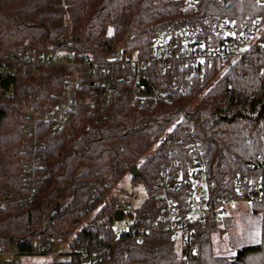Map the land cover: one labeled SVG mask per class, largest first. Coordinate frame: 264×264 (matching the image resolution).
Returning <instances> with one entry per match:
<instances>
[{"label":"trees","instance_id":"1","mask_svg":"<svg viewBox=\"0 0 264 264\" xmlns=\"http://www.w3.org/2000/svg\"><path fill=\"white\" fill-rule=\"evenodd\" d=\"M212 19L232 27L251 19L264 24V4L0 0V63L8 62V54L27 60L56 54L62 61L73 54L99 69L80 70L83 88L68 129L41 126L35 135L27 130L30 121L21 101L33 94L37 108L52 110L69 77L65 62L43 68L38 76L28 68L0 76V202H5L0 252L46 256L62 243L67 250L52 264H264V35L245 43L246 54L226 60L207 52L222 45L209 29ZM175 27L193 28L197 37L179 40L173 58L159 71L152 60L155 34ZM119 48L149 61L140 91L148 99L142 107L131 103L134 77L126 67L114 66L120 85L108 84L109 73L102 69ZM190 136L207 161L208 207L250 202L260 215L258 244L217 255L212 237L222 221L213 216L194 227L193 247L181 241L179 256L176 238L153 226L162 215L156 200L162 167L175 152L179 164L172 172H187L194 155L179 140ZM133 166L140 177H132L144 184L147 198L129 213L128 231L117 234L115 198H107ZM170 194L181 199L180 193Z\"/></svg>","mask_w":264,"mask_h":264},{"label":"built area","instance_id":"2","mask_svg":"<svg viewBox=\"0 0 264 264\" xmlns=\"http://www.w3.org/2000/svg\"><path fill=\"white\" fill-rule=\"evenodd\" d=\"M258 2L264 4V0H258ZM209 29L213 31L214 36L222 41V45L207 52L211 55L217 54L226 60H234L238 56L246 54L248 48L245 43L257 36L264 35V24L259 19H251L239 27L228 26L219 19H212L209 21ZM197 34L193 28L175 27L159 30L155 34L154 49L152 51V60L158 64V70L162 71V65L173 58L174 47L179 40L194 42ZM190 47L188 45V51H190ZM7 58L8 62L0 63V76H6L17 68H28L35 76H38L43 68L49 65L59 66L62 62H65L63 65L67 68L69 77L62 91L61 99L52 110L44 111L37 108L36 98L33 94H29L22 99L21 105L30 121L27 126L29 134L35 135L41 126L49 127L53 131L67 130L71 123L72 114L75 112L77 93L83 88L79 74L80 70L85 69L87 73H94L99 70L96 64L85 57L78 59L73 54H68L65 61H62L60 56L56 54L50 58L41 57L32 60L16 58L10 54L7 55ZM115 65L126 67L134 77L131 103L132 105L142 107L144 101L148 99L140 91L141 88L144 89L142 81H147L144 70L149 65V61L139 59L131 52L125 51L122 48L114 51L110 56L109 64L102 66V69L109 73L108 84L113 82L120 85L122 81L114 73ZM97 84L102 86L100 81H97ZM104 88L107 95L109 85ZM153 99L154 101L158 99L157 93L153 96ZM179 142L191 147L194 155L193 163L192 165H187V172L183 173V171L179 170L174 173L172 170L179 164V160L174 157L175 152L168 154L169 165L167 166L166 164L162 167L165 171L161 173V178L157 180V184L161 186V190L156 195V200L162 210V215L159 218V222L153 226L156 229L163 228L165 232L176 239L179 238L183 244H189L193 247L191 240L194 227L205 224L213 216L220 218L224 209L220 207L213 210L208 207L207 179L209 169L201 144L195 136L181 139ZM165 145L166 147L170 146L169 142ZM236 182H240V180L236 179ZM255 190L258 191V188ZM170 193H180L181 199L172 196ZM4 207L5 202H0V208ZM126 207H131V204L125 202L116 204L117 211L122 213H124L123 211ZM2 248L3 245L0 244V249ZM107 251L108 249H105L92 257L95 258ZM18 253L19 251L15 249L12 252H0V255L1 257L8 258L6 260L7 264H22L18 259L20 258L18 257Z\"/></svg>","mask_w":264,"mask_h":264},{"label":"rangeland","instance_id":"3","mask_svg":"<svg viewBox=\"0 0 264 264\" xmlns=\"http://www.w3.org/2000/svg\"><path fill=\"white\" fill-rule=\"evenodd\" d=\"M115 198V203L125 202L131 204L126 207L121 220L114 222V229L117 234L128 231L131 218L129 213L140 208L147 198V192L141 181L134 180L128 172L111 191L107 199ZM256 216V218L254 217ZM221 228L213 237V248L217 255L230 256L236 251V240L243 245L250 246L252 237L257 234V227H260V215L252 210L251 203L248 201L233 200L224 206L220 216ZM226 220H232V226L227 229ZM236 238V239H235ZM238 238V239H237ZM68 244L56 243L51 254L46 256H23L18 258L22 264H52L53 260L67 250ZM175 251L180 256L182 254V243L179 238L175 240ZM8 258H0V264Z\"/></svg>","mask_w":264,"mask_h":264},{"label":"crops","instance_id":"4","mask_svg":"<svg viewBox=\"0 0 264 264\" xmlns=\"http://www.w3.org/2000/svg\"><path fill=\"white\" fill-rule=\"evenodd\" d=\"M254 217L256 218V216H254ZM225 222H226L225 225L227 226L226 228L229 229L232 226L233 221L232 220H229V221L226 220ZM259 224H260V222H259ZM256 231H257V234L255 235V237H252V240L250 241V242H254V243H251L250 245L258 244L260 241V227L259 226L257 227ZM235 244L237 246L236 248H241V247L247 246V245H243L241 242H237V240H236Z\"/></svg>","mask_w":264,"mask_h":264},{"label":"water","instance_id":"5","mask_svg":"<svg viewBox=\"0 0 264 264\" xmlns=\"http://www.w3.org/2000/svg\"><path fill=\"white\" fill-rule=\"evenodd\" d=\"M142 84H143V85H146V81L143 80V81H142ZM130 173H131L132 176H134V177H136V178H139V177H140V172H139L137 166H133V167L130 169ZM55 214H56V211H54V214H53V215H55ZM115 219H116V220H121V219H122V212L117 211L116 214H115Z\"/></svg>","mask_w":264,"mask_h":264}]
</instances>
